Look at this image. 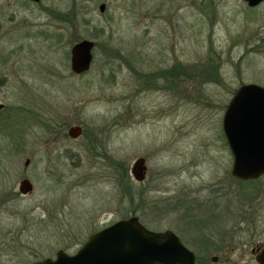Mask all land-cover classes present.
<instances>
[{"label":"rangeland","instance_id":"obj_1","mask_svg":"<svg viewBox=\"0 0 264 264\" xmlns=\"http://www.w3.org/2000/svg\"><path fill=\"white\" fill-rule=\"evenodd\" d=\"M82 39L94 60L76 74ZM249 83L264 86V1L0 0V264L73 254L132 216L196 264H258L264 175H232L223 130Z\"/></svg>","mask_w":264,"mask_h":264},{"label":"water","instance_id":"obj_2","mask_svg":"<svg viewBox=\"0 0 264 264\" xmlns=\"http://www.w3.org/2000/svg\"><path fill=\"white\" fill-rule=\"evenodd\" d=\"M256 7L264 0H245ZM106 5H100L103 12ZM95 42L82 39L71 49V69L76 74L87 72L93 63ZM4 104L0 103V111ZM223 130L233 154L232 175L241 180L264 175V86L256 83L239 87L223 117ZM82 129L72 127L70 135L77 137ZM29 162V161H27ZM132 174L138 181L146 177L147 165L139 157ZM33 183L25 178L19 190L26 195ZM258 264H264V244L256 254ZM215 261L216 257L213 258ZM197 255L174 231H155L138 217L120 219L88 236L73 254L59 250L55 258L32 264H196Z\"/></svg>","mask_w":264,"mask_h":264},{"label":"flooded vegetation","instance_id":"obj_3","mask_svg":"<svg viewBox=\"0 0 264 264\" xmlns=\"http://www.w3.org/2000/svg\"><path fill=\"white\" fill-rule=\"evenodd\" d=\"M27 2H29V3H32V4H35V5H40L41 4V2H42V0H26ZM72 70V69H71ZM74 72V71H73ZM75 73V72H74ZM54 124H56V123H54ZM53 124V126H55ZM72 127H80L81 129H82V127L81 126H78V125H72V126H70L69 127V130H68V133H69V135H70V129L72 128ZM52 132H55V134H58L59 135V133H58V130L57 129H54L53 128V130H52ZM71 136V135H70ZM57 137V136H56ZM71 137H73V136H71ZM49 140H46V142H48ZM45 142V143H46ZM25 179V178H24ZM23 180V179H22ZM20 194H21V192H20ZM22 195V194H21ZM260 247H258L256 250H255V252L256 253H258V249H259Z\"/></svg>","mask_w":264,"mask_h":264}]
</instances>
